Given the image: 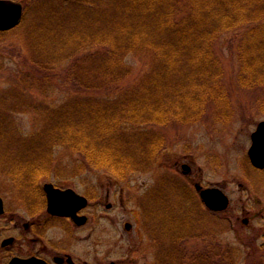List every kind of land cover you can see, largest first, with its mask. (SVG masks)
<instances>
[{
    "label": "trees",
    "instance_id": "16d2710c",
    "mask_svg": "<svg viewBox=\"0 0 264 264\" xmlns=\"http://www.w3.org/2000/svg\"><path fill=\"white\" fill-rule=\"evenodd\" d=\"M58 5L64 12H56L59 17L51 22L24 4L30 63L48 73L54 65L73 60L66 78L77 93L89 97L45 108L40 130L30 136L23 135L9 116L13 109L0 110V173L13 179L26 206L42 204L39 184L53 172L55 147L79 153L83 168L104 170L118 179L152 168L161 139L147 133L134 142L126 127L194 122L211 99L224 101L223 68L214 43L226 32L254 25L237 46L239 83L264 90V0H69ZM71 5L78 13L67 16ZM132 53L152 57L150 72L116 98L94 97L110 94L130 76L125 57ZM33 78L27 75V82L32 81L29 89L44 88ZM8 98H1L2 106ZM74 101L82 104L72 108ZM261 110L264 113V99ZM160 186L152 191V200L164 206L167 215L185 214V225L175 229L184 235L175 243L197 237V222H192L193 214L200 215L195 209L199 204L194 201L196 206H191L190 198L185 199L183 184L174 186L165 179ZM216 254L205 252L201 261L211 264Z\"/></svg>",
    "mask_w": 264,
    "mask_h": 264
},
{
    "label": "rangeland",
    "instance_id": "374dc122",
    "mask_svg": "<svg viewBox=\"0 0 264 264\" xmlns=\"http://www.w3.org/2000/svg\"><path fill=\"white\" fill-rule=\"evenodd\" d=\"M14 1L28 4L31 12L40 13L43 20L51 22L54 21L52 18L59 17L56 12H64L58 5V1L62 0ZM75 1L70 0L71 3ZM66 11L67 16L78 13L74 5ZM26 24L27 21H24L17 28L0 34V110L13 109V112L9 111V116L23 135L30 136L40 130L45 108H58L74 97L89 96L77 93L66 78V71L73 60L54 65L48 73L30 63ZM251 26L226 32L214 43V52L223 68L221 83L226 90L224 101L220 103L211 99L200 119L194 122L126 127L134 142L143 139L147 133L161 139V151L149 170L118 179L104 170L83 168L85 161L79 153L63 147L54 148L53 172L50 177L42 178L40 183L73 188L91 198L87 210L90 221L85 227L76 231L71 229V233H68L66 221H61V226L57 224L59 229L56 234L59 232L64 248H68L80 264H205L201 261L205 252L212 255L235 254L237 257L232 263L252 264L255 259L253 255L263 253L264 170H256L251 165L248 150L252 133L259 122L264 121L261 110L264 90L240 85L237 56L239 41ZM151 60L149 54H128L125 63L130 69V76L116 85L110 94L97 93L94 97L116 98L120 91L134 86L150 72ZM28 70L29 74L26 73ZM27 75L34 77L33 80H40L44 88L29 89L32 81L27 82ZM19 89L24 95L18 92ZM15 94L23 98L21 102ZM4 95L9 98L2 106L1 98ZM22 103L27 105L23 106ZM16 104L20 106L16 107ZM79 104L82 103L74 101L71 107L76 109ZM178 163L189 164L192 172L183 174ZM165 179L173 182L174 186H185L187 196L183 194L186 200L190 198L191 206H196L195 202L201 203L198 202L196 184L220 186L229 197L230 206L223 213L207 212L201 218L193 214L195 219L192 223L197 222L195 233L201 237L185 238L181 243L180 240L178 244L174 243V239L184 234L172 237L169 235L170 229L176 233L178 226L185 225V214L168 212L167 215L164 206L156 199L154 202L151 196L153 190L159 191ZM0 197L5 208L17 219H27L22 195L13 179L4 173H0ZM245 219H249L247 225L244 224ZM125 223L132 224L131 231L125 229ZM165 234L171 239H166ZM250 237L256 239L253 246H248ZM209 261L218 264V259ZM0 264H3L2 259Z\"/></svg>",
    "mask_w": 264,
    "mask_h": 264
},
{
    "label": "flooded vegetation",
    "instance_id": "af4514ba",
    "mask_svg": "<svg viewBox=\"0 0 264 264\" xmlns=\"http://www.w3.org/2000/svg\"><path fill=\"white\" fill-rule=\"evenodd\" d=\"M177 165L179 167L181 166L182 170L183 165H188L190 167L189 172L185 175H188L192 172V167L187 163H178ZM39 185L43 191L42 204L37 206H26L28 213L27 219H17L13 213H11L5 208L4 204L3 211L0 213V259L3 260V264H9L15 258H35L38 260H42L47 264H80L79 259L68 248H64L59 232H57L56 234V231L59 229L61 221H66V223L68 224V227L66 228V231L68 233H71V229L76 231L80 227H85L89 223L90 214L87 213V210H89L91 204L90 195L81 194L87 198L88 205L87 207L83 208L81 211L78 212L77 215L79 217L86 218V222L83 225H78L70 217L56 216L48 211V201L44 190L45 184L42 185L40 183ZM54 186L61 190L72 189L76 191L73 188H62L55 184ZM195 188L199 195V198L197 197L198 201L201 202L198 206L200 212L199 218H201V216H203L207 212H210L212 214L223 213L209 211L203 204V202L200 201L201 198L199 194L201 190L209 188H219L224 192V190L220 186H202L196 184ZM248 223L249 219H245L244 224L247 225ZM57 224H59L58 227ZM127 224L131 225L130 229H127ZM125 229L127 231H131L132 224L125 223ZM175 234L176 233L173 232L172 229H170L169 235L173 237L175 236ZM199 237L201 236H197L196 238ZM255 240V237H250L248 239V246H253ZM262 251V254L255 253V255H253L255 259L253 260L252 264H264V248ZM236 257L237 255L235 254L219 253L216 254L215 259H218V264H234L232 262L235 260Z\"/></svg>",
    "mask_w": 264,
    "mask_h": 264
},
{
    "label": "water",
    "instance_id": "95a60500",
    "mask_svg": "<svg viewBox=\"0 0 264 264\" xmlns=\"http://www.w3.org/2000/svg\"><path fill=\"white\" fill-rule=\"evenodd\" d=\"M23 5L14 0H0V31H9L19 25L23 17ZM252 144L248 151L251 164L257 169H264V121H261L251 136ZM184 173L190 170L188 165L183 166ZM44 190L48 201V211L56 216L70 217L78 225L86 222L85 217L77 214L88 205L86 197L78 194L72 189L61 190L54 184L47 183ZM200 196L205 205L212 211L221 212L229 207L228 196L219 188L203 189ZM3 211V200L0 198V213ZM131 228L130 224L126 225ZM9 264H47L35 258H15Z\"/></svg>",
    "mask_w": 264,
    "mask_h": 264
}]
</instances>
